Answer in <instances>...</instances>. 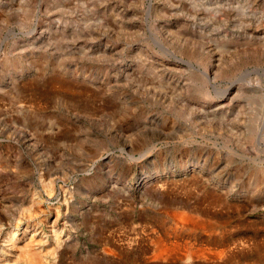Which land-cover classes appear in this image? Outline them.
<instances>
[{
  "label": "rangeland",
  "instance_id": "rangeland-1",
  "mask_svg": "<svg viewBox=\"0 0 264 264\" xmlns=\"http://www.w3.org/2000/svg\"><path fill=\"white\" fill-rule=\"evenodd\" d=\"M0 264H264V0H0Z\"/></svg>",
  "mask_w": 264,
  "mask_h": 264
},
{
  "label": "bare ground",
  "instance_id": "bare-ground-1",
  "mask_svg": "<svg viewBox=\"0 0 264 264\" xmlns=\"http://www.w3.org/2000/svg\"><path fill=\"white\" fill-rule=\"evenodd\" d=\"M174 216H178L179 217V220L180 221H183V220H186V215L185 214H182V213H174ZM188 220V219H187ZM31 221V220H30ZM23 223V222H22ZM27 231V229L25 228L24 230H23V233L24 234H26L25 232ZM18 237V236H17ZM15 239H16V237H15ZM14 239V240H15ZM8 240H10L9 238H8ZM6 245V244H5ZM11 249V248H10ZM15 250V249H14ZM17 252V251H16ZM158 254H162V253H164L165 252V249L162 247L161 249H159L158 251ZM187 254H189L190 255V253H187ZM48 256V255H47ZM22 261V260H21ZM22 263V262H21Z\"/></svg>",
  "mask_w": 264,
  "mask_h": 264
}]
</instances>
